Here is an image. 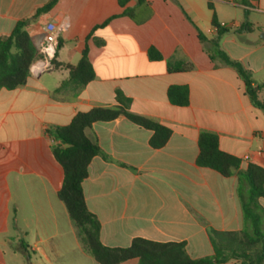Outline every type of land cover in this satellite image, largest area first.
Listing matches in <instances>:
<instances>
[{
    "label": "crops",
    "instance_id": "1",
    "mask_svg": "<svg viewBox=\"0 0 264 264\" xmlns=\"http://www.w3.org/2000/svg\"><path fill=\"white\" fill-rule=\"evenodd\" d=\"M48 1L0 0V37ZM125 8L129 16L121 15L117 0H58L26 26L38 50L48 23L68 24L58 34L51 69L32 74L35 59L23 86L0 89V264H7L6 250L28 257L29 251L45 255V248H57L52 240L63 236L62 224H69L77 239L57 197L63 171L48 131L68 125L78 113L115 107L118 91L130 100L131 113L168 127L171 134L154 149L152 132L123 116L86 130L99 154L82 188L88 210L99 221L101 243L126 248L136 238L183 242L189 257L201 259L213 256L211 230L253 232L243 211L247 184L237 173L223 177L199 167L196 159L199 135L210 132L221 151L239 159L240 171L249 164L264 169V110L251 102L237 72L217 58L224 52L251 73L254 84H264V0H130ZM244 11L253 30L234 32ZM213 14L219 24L233 25L217 46ZM150 48L161 61L149 58ZM85 49L94 79L78 90L57 91ZM170 61L187 69L171 72ZM173 86L188 89L186 106L169 102ZM255 212L264 233V197Z\"/></svg>",
    "mask_w": 264,
    "mask_h": 264
},
{
    "label": "trees",
    "instance_id": "2",
    "mask_svg": "<svg viewBox=\"0 0 264 264\" xmlns=\"http://www.w3.org/2000/svg\"><path fill=\"white\" fill-rule=\"evenodd\" d=\"M129 1L117 0L119 6L124 9L121 15H130V11L125 8ZM57 2L58 0H49L33 17L18 21L8 36L0 37V89L13 90L25 84L29 68L38 57V50L26 31V26L38 15L49 12ZM247 16L248 11H244L243 22L234 32L247 33L253 30ZM114 18L116 16L97 28L106 26ZM212 25L217 32V40L214 42L217 46L219 38L231 30L220 27L215 14L212 15ZM148 56L153 61L162 60V56L154 48L149 49ZM217 58L237 72L251 102L264 110V98H259V93L264 91V84H254L251 73L224 52L218 51ZM168 64L171 72L187 69V66L179 61H170ZM93 79L94 70L85 49L79 63L70 68L68 79L60 84L57 91L67 88L78 90ZM167 97L173 105L186 106L189 102V91L186 87L173 86L168 89ZM116 102L117 105L113 108H93L78 113L68 125L48 131L53 138L51 152L63 171V181L57 197L67 210L83 250L90 254L97 264H121L130 259H137V264H223L230 259L239 260L240 264H264V233L259 229V216L255 212L257 200L264 197V169L249 164L246 170L240 171L239 159L221 151L217 135L210 132H202L198 137L196 164L214 170L223 177L237 173L247 184L249 201L243 205V211L251 220L253 232L211 230L213 256L201 259L189 257L183 242L161 243L136 238L126 248H109L101 243L99 221L88 210L82 188V183L88 176L89 164L93 157L99 154V147L87 137L86 130L94 123L110 122L123 116L131 123L152 132L149 144L154 149L163 147L171 134L168 127L131 113L130 100L119 91L116 92Z\"/></svg>",
    "mask_w": 264,
    "mask_h": 264
},
{
    "label": "rangeland",
    "instance_id": "3",
    "mask_svg": "<svg viewBox=\"0 0 264 264\" xmlns=\"http://www.w3.org/2000/svg\"><path fill=\"white\" fill-rule=\"evenodd\" d=\"M60 228L63 236L52 240L57 248H45V255H34L29 251L28 257L13 256L6 250L7 264H97L90 254L81 249L69 224H62Z\"/></svg>",
    "mask_w": 264,
    "mask_h": 264
},
{
    "label": "built area",
    "instance_id": "4",
    "mask_svg": "<svg viewBox=\"0 0 264 264\" xmlns=\"http://www.w3.org/2000/svg\"><path fill=\"white\" fill-rule=\"evenodd\" d=\"M220 27L233 28V25L221 23ZM68 28L66 22H61L58 25L48 23L45 27V36L38 49V58L31 68V73L39 75L53 67L57 47H58V34L65 32ZM216 30V28H215Z\"/></svg>",
    "mask_w": 264,
    "mask_h": 264
}]
</instances>
